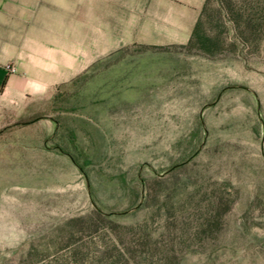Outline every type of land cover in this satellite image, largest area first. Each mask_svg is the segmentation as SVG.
<instances>
[{
    "label": "rangeland",
    "instance_id": "rangeland-1",
    "mask_svg": "<svg viewBox=\"0 0 264 264\" xmlns=\"http://www.w3.org/2000/svg\"><path fill=\"white\" fill-rule=\"evenodd\" d=\"M21 38L0 264H264V0H28Z\"/></svg>",
    "mask_w": 264,
    "mask_h": 264
},
{
    "label": "crops",
    "instance_id": "crops-1",
    "mask_svg": "<svg viewBox=\"0 0 264 264\" xmlns=\"http://www.w3.org/2000/svg\"><path fill=\"white\" fill-rule=\"evenodd\" d=\"M27 12L28 0H0V103L12 96L33 94L25 53H11L17 48L18 39L21 44L22 32L26 33ZM8 66L13 67L15 72L9 70Z\"/></svg>",
    "mask_w": 264,
    "mask_h": 264
},
{
    "label": "trees",
    "instance_id": "trees-1",
    "mask_svg": "<svg viewBox=\"0 0 264 264\" xmlns=\"http://www.w3.org/2000/svg\"><path fill=\"white\" fill-rule=\"evenodd\" d=\"M200 28H201V21L199 19L195 27V30L193 32V35L189 41V44H188L189 46H192L194 44H200L201 47L205 46V41L202 39L200 35Z\"/></svg>",
    "mask_w": 264,
    "mask_h": 264
},
{
    "label": "built area",
    "instance_id": "built-area-1",
    "mask_svg": "<svg viewBox=\"0 0 264 264\" xmlns=\"http://www.w3.org/2000/svg\"><path fill=\"white\" fill-rule=\"evenodd\" d=\"M8 69L11 70L12 72H15V69L11 66H8Z\"/></svg>",
    "mask_w": 264,
    "mask_h": 264
}]
</instances>
